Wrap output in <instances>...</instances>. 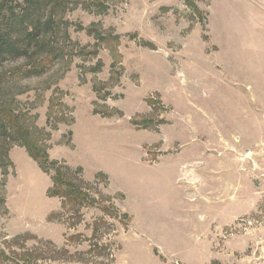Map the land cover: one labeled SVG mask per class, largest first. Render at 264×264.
Wrapping results in <instances>:
<instances>
[{
  "label": "rangeland",
  "instance_id": "rangeland-1",
  "mask_svg": "<svg viewBox=\"0 0 264 264\" xmlns=\"http://www.w3.org/2000/svg\"><path fill=\"white\" fill-rule=\"evenodd\" d=\"M64 20L58 55L0 63V101L93 205L63 209L1 136L0 264H264V0H68Z\"/></svg>",
  "mask_w": 264,
  "mask_h": 264
},
{
  "label": "trees",
  "instance_id": "trees-1",
  "mask_svg": "<svg viewBox=\"0 0 264 264\" xmlns=\"http://www.w3.org/2000/svg\"><path fill=\"white\" fill-rule=\"evenodd\" d=\"M67 1L0 0V63L24 58L29 67L35 69L38 57L58 55L69 40L68 22L64 20ZM3 81L0 80V89ZM1 136L24 147L43 172H53L47 194L60 198L63 209L69 210L82 203L93 205V199L70 178L69 169L50 161L45 148L32 139L29 130L0 101Z\"/></svg>",
  "mask_w": 264,
  "mask_h": 264
},
{
  "label": "built area",
  "instance_id": "built-area-1",
  "mask_svg": "<svg viewBox=\"0 0 264 264\" xmlns=\"http://www.w3.org/2000/svg\"><path fill=\"white\" fill-rule=\"evenodd\" d=\"M263 158H264V154H263Z\"/></svg>",
  "mask_w": 264,
  "mask_h": 264
}]
</instances>
